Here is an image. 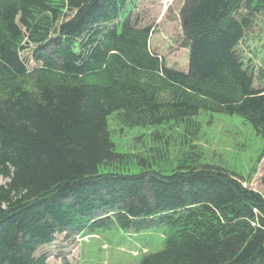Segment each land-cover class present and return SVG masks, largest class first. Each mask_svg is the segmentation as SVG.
Returning <instances> with one entry per match:
<instances>
[{
  "label": "trees",
  "instance_id": "obj_1",
  "mask_svg": "<svg viewBox=\"0 0 264 264\" xmlns=\"http://www.w3.org/2000/svg\"><path fill=\"white\" fill-rule=\"evenodd\" d=\"M129 7L0 0V264H49L36 253L57 231L112 225L165 227L162 249L138 264H264L259 192L194 151L159 169L168 160L160 129L173 122L196 137L201 110L264 134V86L254 85L264 71L256 75L237 50L264 21V0H184L186 71L150 50L151 28L132 21ZM55 74L61 81L47 80ZM81 76L97 81L68 82ZM114 115L123 127L152 129L148 155L117 151Z\"/></svg>",
  "mask_w": 264,
  "mask_h": 264
},
{
  "label": "rangeland",
  "instance_id": "obj_2",
  "mask_svg": "<svg viewBox=\"0 0 264 264\" xmlns=\"http://www.w3.org/2000/svg\"><path fill=\"white\" fill-rule=\"evenodd\" d=\"M183 2L127 0L131 20L139 26L151 28L150 50L167 67L186 71L188 45L180 17ZM34 49L30 45L23 55L30 59ZM237 50L256 75L264 71V21L257 19L254 22ZM29 61L30 69L38 65L31 59ZM47 80L61 81L56 74L48 76ZM95 81L97 78L90 76L68 78V82L73 84ZM33 84L34 81H27L28 88ZM254 85L263 87L264 80L256 79ZM159 93L165 99L171 96L167 90ZM196 119L200 129L197 136L190 139L184 136L186 132L182 124L170 122L160 129L163 139L167 141L168 160L159 169H172L185 153L198 152L203 162L228 167L242 177L245 186L264 197V134L256 133L249 123L238 116L211 114L201 110ZM109 127L117 151L128 156L149 154L152 129L123 127L116 121L115 115L110 118ZM183 138L186 140L183 141ZM164 231L163 225L150 226L139 232L122 231L115 225L81 233L57 231L50 242L39 247L36 254L44 255L49 264H138L143 256L162 249Z\"/></svg>",
  "mask_w": 264,
  "mask_h": 264
}]
</instances>
